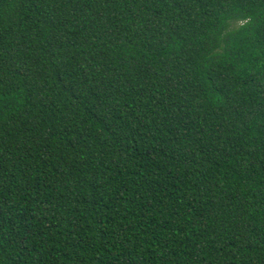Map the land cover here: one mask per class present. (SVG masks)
<instances>
[{"label":"trees","instance_id":"1","mask_svg":"<svg viewBox=\"0 0 264 264\" xmlns=\"http://www.w3.org/2000/svg\"><path fill=\"white\" fill-rule=\"evenodd\" d=\"M0 264H264V0H0Z\"/></svg>","mask_w":264,"mask_h":264}]
</instances>
